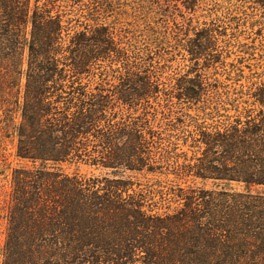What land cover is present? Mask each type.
I'll return each mask as SVG.
<instances>
[{"label":"trees","instance_id":"1","mask_svg":"<svg viewBox=\"0 0 264 264\" xmlns=\"http://www.w3.org/2000/svg\"><path fill=\"white\" fill-rule=\"evenodd\" d=\"M204 1L189 0L187 9L196 12ZM252 1L264 9V0ZM57 3L58 0H0V141L17 140L18 161L40 163L45 169L46 165L56 166L76 158L84 161L90 147L102 149L101 156L92 159V166L116 171L144 168L139 147L145 140L143 124H127L118 113L111 114L114 107L105 88L96 81L95 71L106 62L123 64L125 73L121 72L120 85L113 94L135 110L160 92L153 83L156 67L142 57V52L131 49L128 33L120 37L112 27L117 24L107 23V17L117 9L113 0H89L88 15L83 18L86 23L69 19L68 7L62 10L63 6ZM221 14L217 11L205 17L211 25L188 41L187 47L183 45L194 61L203 57L210 60L219 40L230 36V25ZM152 54L153 51L147 57ZM212 58L210 68L221 60ZM105 75H100L102 81ZM85 78L96 81L97 93L84 83ZM172 89L178 91L180 100L197 104L207 92L199 81L177 80ZM259 93L257 102L264 106V91ZM222 97L217 94L218 103ZM211 104L213 107L215 103ZM221 106L219 103L210 114L201 109L199 113L216 118L221 114ZM261 115L258 123H247L246 128H241V123L223 122L207 131L188 117L209 157L219 149L224 154L218 163L225 171L220 172L217 180L264 186V111ZM178 132L174 130L175 135ZM82 139L89 142L82 144ZM162 156L166 162L175 158L170 150ZM216 161L210 158L208 162ZM207 168L202 166L201 170L208 172ZM38 173L44 177L25 169L14 172L8 211V253L27 250L33 256L55 240L62 251L60 256L63 255L57 258L67 264L90 263L84 261L90 247L101 256L112 255L122 263L132 261L140 251L147 254L148 264L167 261L172 252L166 248L172 243L165 239L164 232L170 231L172 225L165 218L152 215L142 201L129 194L131 183L115 181L119 186L101 195L100 191L87 192L82 182L74 179L69 194L57 190L60 176L43 169ZM45 176L54 180L46 182ZM115 216L121 219L117 231L105 224ZM91 221L104 224L94 228L89 225ZM91 229L98 230L94 242L100 246L89 242Z\"/></svg>","mask_w":264,"mask_h":264},{"label":"rangeland","instance_id":"2","mask_svg":"<svg viewBox=\"0 0 264 264\" xmlns=\"http://www.w3.org/2000/svg\"><path fill=\"white\" fill-rule=\"evenodd\" d=\"M79 1L58 0L57 4L63 6L62 10L68 7L66 10L71 13L69 19L86 23L83 18L88 15L89 0ZM113 1L117 3V9L114 15L107 17V23L117 24V27H112L120 37L128 33L133 45L131 49L142 52L145 60L153 62L157 75L153 83L160 92L132 110L113 94L120 85L121 72L125 73L123 64L104 63L101 70L95 71L98 75L96 81L111 99L114 107L111 114L118 113L127 124H143L145 140L139 147L145 167L137 166L135 171H116L92 166V159L100 157L102 149L90 147L84 161L76 158L56 166L46 165L45 169L40 163L18 161L17 140L0 141V264L68 263L57 258L62 251L55 240L33 256L27 250L8 253L9 203L14 190V172L19 169L38 177H44L38 173L42 169L53 176H60L57 179L61 184L57 190L69 194L72 193L74 179L82 182L87 192L100 191L101 195L108 189H116L119 185L115 181L131 183L129 194L142 201L152 215L165 218L172 225L170 231L164 232L167 235L165 239L172 243L167 245L166 250L172 253L161 264H264V186L249 187L243 183L217 180L220 172L225 171L222 163H218L224 154L219 149L213 157H209L198 132L190 127L188 118L195 119L205 131L221 126L223 122L241 123L240 127L246 128L247 123L261 120L264 106L258 104L256 95L260 94V90L264 91V9L252 0H206L196 12L187 9L189 0ZM217 11L222 13V20L230 25V36L219 40L213 56L221 57V60L210 68L213 56L210 60L203 57L194 61L185 47L188 41L197 38L202 29L211 25L205 17ZM74 24L78 25L77 22ZM152 51L154 54L148 58ZM103 73L106 74L104 81L100 78ZM177 80L203 83L207 92L202 102L180 100L178 91L172 89ZM94 81L84 79V83L90 84L93 92L97 93L95 89L99 85H95ZM218 93L223 96L222 102H219L222 104L221 114L216 118L200 114V109L206 114L212 113L211 110L219 104ZM212 102L215 103L213 107ZM198 115L204 120L199 121ZM177 129L180 130L179 135L174 133ZM88 142L82 139V144ZM167 150L175 157L169 162L162 156ZM210 158L217 161L210 164ZM202 166H207L208 172L201 170ZM45 177L46 182L54 180L50 176ZM120 221V217L115 216L105 224L117 231L115 229H119ZM102 224L104 221L89 222L94 228ZM89 231V242L100 246L94 242L98 237L94 234L98 230ZM110 233L107 232V235L110 236ZM50 253L54 256H48ZM85 257L84 261L90 260L85 264L149 263L144 251L136 253L132 261L123 263L112 255L101 256L94 247L88 249Z\"/></svg>","mask_w":264,"mask_h":264}]
</instances>
